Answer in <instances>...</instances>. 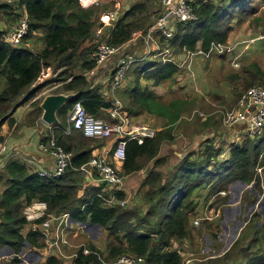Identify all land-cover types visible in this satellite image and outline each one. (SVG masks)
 I'll use <instances>...</instances> for the list:
<instances>
[{
  "label": "trees",
  "instance_id": "16d2710c",
  "mask_svg": "<svg viewBox=\"0 0 264 264\" xmlns=\"http://www.w3.org/2000/svg\"><path fill=\"white\" fill-rule=\"evenodd\" d=\"M156 2L136 1L110 25H104L100 20L97 6L82 7L78 0H10L0 3V12L12 22L17 23L24 13L28 21V34L19 45L5 42L3 37L9 29L0 28V78L5 77V86L0 90V129L4 122L12 126L14 110L32 100L46 85L59 82L62 86L54 94H73L57 110L58 122L51 125L52 134L48 132V136L40 139L45 142L53 135L56 142L71 153V164L64 174L57 178L40 176L32 165L16 157L8 159L0 169V248L6 245L12 250V256L2 264H22L19 253L25 242L32 248L46 246L45 239L29 228L23 215V208L35 200L46 203L48 214L68 213L73 221L97 224L107 232L105 252L88 242L77 247L71 264H105L122 254L143 256L148 264H185L183 251L175 244L189 243L193 239L191 218L196 204L197 195L193 192L196 187L206 186L205 199L212 197L215 200H212V206L226 204L227 196L219 192L227 191L236 180L247 185L252 183L256 193L264 191V177L256 170L257 167L264 170V127L257 134L241 135L239 141H225L226 147L214 139H204L195 149L178 158L179 162L167 181L155 168L150 169L143 181V186L147 185L143 194L146 210L143 212L132 205H106L97 195H109L104 183L84 187L79 167L88 163L95 155L93 150L103 141L96 143L98 140L87 138L72 127L66 133L69 125L66 113L76 100H81L84 108L95 117L104 118L106 115L109 119L112 102L102 96L101 85L94 84L87 74L96 65L91 54L98 41L120 49L134 32L146 31L161 10ZM223 3L224 0H195V20L175 23L174 35L169 39L156 34L159 48L169 50L168 60L163 61L160 56L155 57L157 59L139 58L135 67L128 70L135 78L127 110L132 103H137L166 117V122L164 128L156 130L153 137H145L141 144L127 139L125 157L116 165L122 176L144 168L148 161L157 163L160 160L157 154L161 142L174 139L172 131L177 128L175 124L183 113L184 99L162 103L152 91L141 87L139 78L159 86L178 76L185 67H180L174 56L180 57L186 51L207 50L212 42L226 43L235 10L245 11L250 5L247 0ZM98 28L101 33L96 34ZM34 32H41L44 41V46L37 51L24 43ZM139 41L143 48L142 37ZM120 53L137 55L129 49ZM48 67L54 76L36 84L43 69ZM127 86L124 84L120 91ZM27 91L28 97L9 113V108L16 105V99ZM41 101L35 99L31 102L37 119L42 115ZM199 124L202 128L209 127L208 122ZM4 138L0 133V142ZM115 196L123 199L125 193L116 191ZM254 198L255 195L248 191L247 202ZM255 215L253 213L252 218ZM212 235L216 236L215 232ZM84 247L90 250L88 254L83 253ZM41 264H64V259L52 252ZM213 264H264V222L259 227L254 220L248 222L229 251Z\"/></svg>",
  "mask_w": 264,
  "mask_h": 264
},
{
  "label": "rangeland",
  "instance_id": "374dc122",
  "mask_svg": "<svg viewBox=\"0 0 264 264\" xmlns=\"http://www.w3.org/2000/svg\"><path fill=\"white\" fill-rule=\"evenodd\" d=\"M214 1L219 2V0ZM227 1L228 0H224L225 3ZM247 1L250 5L247 7V10L240 11L239 9H236L234 12V22L232 23V29L230 30L226 41V44L232 47L231 52L221 55H212L208 58L196 55L192 57L189 64L185 65V67L182 68V71L178 76L168 81H165L160 85V88L162 90L158 91V93L161 94L160 96L156 95L157 97L165 98L167 101L178 98L184 99L182 116L180 117V120L175 124L177 125V128H174L175 130L173 129L175 135L174 139H172L173 145L178 143L179 147L167 146L165 141H162L159 152L157 154V157L160 160L157 161V163L152 160L153 164L151 167H149V163L151 161H148L145 164V171L147 173L150 169H154L156 166H159V168H162L161 170L158 168V172L161 173L159 174L161 176L163 175V177L167 181L170 174L172 173L171 171L179 162L178 158L180 156L178 154H180L181 151H183L184 149V147L182 146L183 138L181 137V135L196 138L197 134L198 137H203V140L210 138L214 139L215 141H218L219 143H224L225 141L231 142L229 139L239 141L240 136L246 133L243 131V129L239 130V133L234 132V126H226L223 123L222 115L225 111H228L236 106L238 98L248 88L254 85L264 86V0ZM2 2H5V0H0V3ZM18 11L21 12V9H18ZM10 21L11 18L4 16L0 12V28L7 30V28L4 27V23ZM112 21L114 20L108 22L107 25H110ZM11 23L13 24L14 22L11 21ZM6 27H10V24L9 26L6 25ZM30 38L31 36L28 37V39ZM32 48L35 51L40 49H37L35 43L32 44ZM180 55L181 54H178L177 56ZM184 57L185 55H182L180 57L174 56L173 58L177 61H180ZM235 63H237V65H235ZM135 65L136 64H134L131 68L133 69ZM43 70L48 69L44 68ZM49 70V78H51L54 76L53 70L51 68H49ZM127 73L128 75L126 74L125 78L121 80L119 87L114 91V93L116 92L115 95L117 97L119 96L121 87L124 84H128V86L122 89L121 94L125 95L126 97L128 96L126 95V93H130V89L133 87L132 85H134V73ZM3 81L5 82L4 76L0 78V88ZM61 86L62 85L59 84V82H55V84L53 85H46L36 94V96L32 100H29V107H31L32 109H30L29 112L26 114V117H24V125L27 123L34 125L37 120V118H35L36 110L33 109L31 102H33L35 99H43L45 94H47L48 92H56ZM211 91H218L221 94H219L217 98H208L207 95H210ZM60 94L64 95V93ZM121 100V102H124L126 104V107L129 106L128 102L130 98H121ZM25 105L26 104H24V106ZM199 111L202 112L204 115L199 116L197 114V112ZM197 115L202 118H199ZM102 119L109 120L106 118V115H104V118L102 117ZM201 122H208L207 125L212 127V131H214V134L210 130V127L202 128L199 124ZM153 124L159 126L161 125L158 123ZM21 125V123L17 124V127L12 132V134L18 132L19 126ZM10 128L11 126L9 125L8 130H10ZM38 129L40 130V128ZM46 130L44 131V133L47 134L49 132V129L47 131ZM96 140H98L96 141L97 143L99 141H103L104 139ZM203 140H201V142ZM224 147H226L225 143ZM154 164H156L155 167H153ZM256 170L262 177H264L263 169L260 170V168L257 167ZM161 182H164L163 179L161 180ZM250 184L252 185V183ZM230 185L228 187V190L226 191V194H222L227 196L226 204L220 205V203H217V206H212L211 204L208 205V200L207 202H205L204 196L207 194V189L205 185L198 186L193 190L194 194L197 195L196 198L199 197V203L203 204L202 209H204V212L201 213V216L207 217V219H202L204 220V222L199 221L201 222L200 225L197 224L196 226L194 224V226H191L194 234L193 239L189 241V243L187 241H183L184 243H178L177 245L175 244V246L181 248V250L183 251L182 254L185 260L187 259L186 256L188 255L187 251L191 253V255H189L188 257L197 258V261H194V263L191 259L192 264H213L215 260L218 261L219 258L224 256L225 252L229 251L230 247L235 242L234 239L237 238L241 230L248 222L250 223L252 222V220H254L256 222V227H259L260 224L264 222V193H257L263 194L260 198L262 200V204H260L259 206L254 205V207L250 205L254 200H252L250 203H248L246 200V195L248 196V191L250 193V190H245V187L240 184H236L234 187H232L231 190H229ZM238 195L240 196L239 201L233 203L230 198L234 200ZM154 197L157 198V196ZM214 201L215 200H213V202ZM238 203H240V208H237L235 206L233 207V204L237 205ZM197 205L198 204L196 203V208L199 207ZM128 206H131L129 199ZM139 208H142V206ZM229 208H232L233 211L231 209L229 210ZM193 212L194 215L200 214V212ZM253 213H256V215L252 218ZM227 215H229V217L227 220H225ZM230 216L232 217L233 221H230ZM194 218L196 217H193V219ZM223 219L225 221L221 223ZM228 223H231L230 225L234 226V230L237 229L236 233L235 231L233 233L232 226L231 228L227 226ZM72 224L73 227L78 226L77 223ZM86 232H90L93 235L98 236V239H96V244L98 245L97 247L101 251L105 252L108 241L107 232L100 227L98 228V230L94 227H86ZM214 232L216 236L212 235V233ZM233 236L236 237L232 239ZM74 240V244L86 245L89 242V240H87L86 236L84 235L78 236V238ZM26 247L28 246L24 245L22 251L19 253L21 263L31 264L34 262V264H37V262H35L38 259L37 255H32L31 252H29V257L27 259H29L30 257L33 258H30L29 260L21 258L22 252H24ZM225 248L226 250L224 251ZM73 249H75L74 252H76L77 249ZM64 250L69 254L72 252V250H69L67 248H65ZM215 251H218V253H215ZM11 252V249L3 250V252H0V255L3 254L2 258H6L7 256L9 257L10 255H12ZM2 258L0 259V264H2L3 261L6 260ZM244 262L245 261H243V263Z\"/></svg>",
  "mask_w": 264,
  "mask_h": 264
},
{
  "label": "built area",
  "instance_id": "2783aa9c",
  "mask_svg": "<svg viewBox=\"0 0 264 264\" xmlns=\"http://www.w3.org/2000/svg\"><path fill=\"white\" fill-rule=\"evenodd\" d=\"M101 0H78L82 7H89L92 5H99ZM160 2L161 11L157 15L154 22L146 29V31H137L133 35L142 37L144 52L138 55L134 53H120L114 68V74L108 84L110 92L109 100L112 102V108L108 110L109 120L95 117L88 112L81 100H76L71 107L68 119V129L70 127L79 130L83 136L91 139H107L112 138V145L108 149L101 150L99 153L93 155L87 164L79 167V170L84 175V184L86 182H94L105 184V190L110 193L103 196L102 193L97 195L103 199L106 205H119L126 207L127 201L125 198L118 199L115 196L116 191H124L123 176L117 170V163H120L125 157V146L127 139H134L141 144L145 137H153L155 130L149 126L131 125L123 110L121 101L113 94L119 87L121 80L126 76V73L131 66L139 59L158 57L163 61L168 60L169 50L159 48V40L156 34L169 39L174 35L175 23L187 22L196 19L194 13L193 2L195 0H158ZM113 18V15H111ZM112 20V19H111ZM102 21V20H101ZM104 25L108 24L106 21ZM101 33V29L96 30V34ZM28 34V21L26 14H22L20 20L15 23L4 34L3 40L11 45H19L22 39ZM132 35V36H133ZM119 47H113L97 42L96 49L91 56L95 61V67L88 70L87 74L92 75L96 66L102 63L106 58L118 52ZM232 51V47L226 43L212 42L207 50L198 49L196 51H186L185 57L178 61L180 67L189 64L192 57L200 55L203 57H210L212 55L225 54ZM237 65V63H235ZM199 116H203L202 112H197ZM222 121L226 126H235L238 123L245 122L247 126L243 129L248 134H257L264 127V86L254 85L244 91L238 98L235 107L225 111L222 115ZM127 137V138H125ZM42 153L49 155L53 159V168L47 170L39 168L37 173L40 176L46 177H60L64 174L68 166L71 164V153L66 151L63 146L58 144L53 135L48 137L45 142H40L38 145ZM6 152V145L0 144V155ZM8 160V158H7ZM6 160V161H7ZM6 161H0V169L4 167ZM96 174V176L94 175ZM220 195L226 194V191H220ZM47 206L42 201H32L23 208V215L28 221V226L39 232L45 239L48 250L53 249L61 258L65 256L59 255L61 253V245H70L67 239L68 221L70 220L68 213L60 215L48 214L46 212ZM45 217L41 222L36 223L37 219ZM201 218V219H200ZM199 219V220H198ZM202 217L193 219V224L197 225ZM90 250L83 248V253L88 254ZM76 252L71 254L75 257ZM105 264H148L143 256H135L131 254H122L115 260L104 262Z\"/></svg>",
  "mask_w": 264,
  "mask_h": 264
},
{
  "label": "crops",
  "instance_id": "0c3cea01",
  "mask_svg": "<svg viewBox=\"0 0 264 264\" xmlns=\"http://www.w3.org/2000/svg\"><path fill=\"white\" fill-rule=\"evenodd\" d=\"M5 1L10 2V0H5ZM136 1H139V0H101L100 4L97 5L98 15L100 17V20H102V21L104 20V21H106V23L110 22L111 19L114 20V18H116V20H117L118 17ZM158 5H160L159 1H158ZM117 14H118V16H117ZM111 15H113V18H111ZM116 20H114V21H116ZM9 24H10V22H5L4 27L7 29H10L15 23L14 24L11 23L10 27H6V25L9 26ZM103 24H104V22H103ZM139 40H140L139 36L133 35L132 38L128 42H126L122 47H120L118 52L114 53L113 55H110L102 63H100L98 66H96L94 73L92 75H90L94 84L101 85L100 93L102 94V96L105 99H109L108 97L111 95L109 92V89H108V84L111 80V76H112V73L114 71L115 64H116L117 58L120 54V51H124L126 49L127 50L129 49V50H133L134 52H136L137 55L140 54V52L143 54L144 47L143 48L141 47ZM24 43L27 47H29L32 50H34L32 48L33 43L36 44L37 49L38 48L41 49L44 46V41L42 39V33L41 32H34L31 35V38L30 39L27 38L26 42H24ZM47 69L48 70L42 71V74L40 75V77L36 81V84L46 80L47 78H49L50 70H49V68H47ZM139 83H140L142 88H147L148 90L152 91L155 95L160 96L161 93H158V91L162 90L160 88L161 84L159 86H153L151 81L146 80L144 78H139ZM4 86H5V82L3 81L0 90L3 89ZM121 93L122 92L120 91V94L118 97L115 95L116 92L113 95L116 98H118L120 101H122L121 98H125V99L127 98L128 99L130 97L129 93H126V95H128L127 97L125 95H122ZM53 94L54 93H52V92H48L47 94H45L43 99L45 97H47L49 95H53ZM219 94H221V93H219L218 91H211L210 95H207V97L208 98L209 97L217 98L219 96ZM64 95L73 96V94H64ZM158 98H159L160 102L168 103V101L165 98H161V97H158ZM43 99H42V101H43ZM41 103H40V106H41ZM121 103H123L122 104L123 109H124V107L126 108V110H124V112L127 116L128 122L131 125H134V126L146 125V126L153 128L155 131L161 130L162 128L165 127L164 125L166 122V117L158 115L155 110L145 109L144 107H141L137 103H132V106L129 108L130 110H127L128 107H126V104L124 102H121ZM25 104H26L25 106H24V104H22L14 110L13 117L15 119V122L12 124L10 130H8V128H9L8 122H4L1 126L2 129H0V133L2 135H4L5 138H4L3 142H0V143H4L6 145V152L0 156V161H6L7 158L10 159V158L16 157V158H20L23 161L27 162L28 164L32 165L34 170H36V171L39 168L51 170L53 168V159L49 155L42 153L39 150L38 145L40 143V139L43 136H48V133L47 134L44 133V131L46 129L47 130L49 129V132L52 134L53 127H51V125L54 123H51V124L46 123L44 120L41 119V116H42L41 115L36 120L34 125H31L28 123L24 125V117H26V114L29 112L30 109H32L31 107H29L30 101L26 102ZM70 111H71V109L66 113L67 124H69L68 119H69ZM42 112H43V109H42ZM56 122H58V119ZM19 123H21L22 125L19 126L18 132H16L15 134H12V132L17 127V124H19ZM153 123H158L161 125L160 126L154 125ZM246 126H247V124L245 122L238 123L234 126V130H235L234 132L239 133L238 131L244 129ZM36 127L40 128V130ZM209 127L211 128V129L210 128L209 129L212 131V127L211 126H209ZM174 130L172 131V135H174ZM212 132L214 134V131H212ZM181 137L183 138L182 146L184 147V149H183V151H181L180 154H178L180 157H183L190 150L195 149L199 145L201 140H203V137H198L197 134H196V138L195 137H188L186 135L185 136L181 135ZM229 140L233 141L234 139H229ZM164 141H165L167 146L179 147L178 143L173 145V140H163V142ZM111 145H112V138L104 139L103 144L100 147H96V149L93 150V153L97 154L101 150L110 148ZM152 164H153V162L151 160V162L149 163V167H151ZM116 165L118 166L119 163H117ZM158 168H159V166L155 167L156 172H158L159 169L160 170L162 169L161 167L159 169ZM145 170H146V168L144 167L138 171L123 175V177H124L123 178V189H124V193H125V199L127 201L126 207L128 206V199H129V202L131 203V205L134 208H139L142 206V208H139V209L142 211L146 210V204H145L144 199H143V194H144V189L145 190L147 189V185L142 186L143 181L148 174ZM84 180L85 179H84V175H83V181ZM88 185H97V184L94 182H86L84 184V187H86ZM234 186H235V183L231 184L229 190H231L232 187H234ZM84 187L82 188L81 191H83ZM243 187H245V190H250V193L255 195L254 201L250 205H252V206L258 205L259 206L260 204H262V200L260 198L262 197L263 194H257L254 187H253V184L252 185L251 184H249V185L245 184V185H243ZM1 190H2V186L0 188V191ZM206 192H208V190ZM230 193H231V191H230ZM262 193H264V191ZM239 199H240L239 195L236 196V198L234 200L230 198V200L233 203L239 201ZM212 200H213V198L211 197V199L208 200V205L211 204ZM199 202L200 201H199V197H198V198H196V203L198 204L197 206H199V207L196 208V206H195L194 211H195V213L200 212V214L199 215L196 214L193 217H202L201 213L204 212V209H202L203 204L202 203L200 204ZM205 202H207L206 199H205ZM234 206L237 208H240V203H238L237 205L233 204V207ZM230 209L233 211L232 208H229V210ZM228 217H229V215L226 216L225 220H227ZM202 218L207 219V217H202ZM225 220L223 219L221 223H223V221H225ZM230 221H233L231 216H230ZM191 222H193V218H191ZM72 223H77L78 226L73 227ZM199 223H198V225H199ZM230 224L228 223L227 226L231 228L232 225H230ZM224 226H225V224H224ZM86 227H90V228L94 227V228H97V230H98V228L100 226L96 227L93 225H88L86 223H81V222H77V221H68V229H67L66 236H67V239H68L70 245H61V253H59V255L65 256L64 264H71L72 259H73V257H71V254L75 251V249H73V248L77 249V247H79L81 245L85 246L84 244H74L73 243V240L77 239L78 236L84 235V236H86L87 240H89L90 243H93L95 246H98L96 244L97 243L96 239H98V236H95L90 232H86ZM233 227L234 226H232L233 233H234V231L236 233L237 229L234 230ZM225 228H226V226H225ZM236 236H233L232 239H234V237H236ZM220 238H221V236H220ZM70 239H71V241H70ZM236 239L237 238H235L234 241ZM25 246H28V247H26L24 252H22L21 258L26 259V260L33 258V257H30L29 259H27L29 257L28 256L29 252H31L32 255H37V258L39 259V260L37 259L35 261V262H37V264H41L44 261L45 257L49 253H52L54 251L53 249L48 250V248L46 246H43L40 248H32L29 245H25ZM7 247H1L0 252H3V250H9ZM65 248L72 250V252L70 254L67 253L64 250ZM225 250H226V248L224 249V251ZM56 253H57V251H56ZM215 253H218V251H215ZM187 254L188 255L186 256L187 259L185 260V264H192L191 263L192 260H193V263H194V261H197L196 260L197 258L188 257L189 255H191V253H189L188 251H187ZM11 256L12 255H10L9 257L7 256L6 258H2L3 257V254H2V255H0V259L1 258L2 259H9ZM23 259H22V261H23ZM31 264H34V262Z\"/></svg>",
  "mask_w": 264,
  "mask_h": 264
},
{
  "label": "water",
  "instance_id": "95a60500",
  "mask_svg": "<svg viewBox=\"0 0 264 264\" xmlns=\"http://www.w3.org/2000/svg\"><path fill=\"white\" fill-rule=\"evenodd\" d=\"M118 16V14H117ZM114 20H116V18H114ZM92 34L94 35L95 32L93 31ZM29 95V91L21 94V96H19L16 99V105H14L13 107H10L8 112L11 113L13 111V109L17 106V104L21 103L26 97H28ZM72 96H66L63 94H53V95H49L47 97H45L41 103V107L43 109L42 112V116L41 119L44 120L46 123L51 124V123H55L57 121L56 118V112L57 110ZM236 184H240V185H245V183L241 180H236L235 185ZM72 220V219H70ZM88 225H93L98 227L97 224H92V223H86ZM25 245H29L27 242H25ZM2 247H7V246H2ZM9 250L10 248L7 247Z\"/></svg>",
  "mask_w": 264,
  "mask_h": 264
},
{
  "label": "bare ground",
  "instance_id": "6f19581e",
  "mask_svg": "<svg viewBox=\"0 0 264 264\" xmlns=\"http://www.w3.org/2000/svg\"><path fill=\"white\" fill-rule=\"evenodd\" d=\"M104 18V17H103Z\"/></svg>",
  "mask_w": 264,
  "mask_h": 264
}]
</instances>
